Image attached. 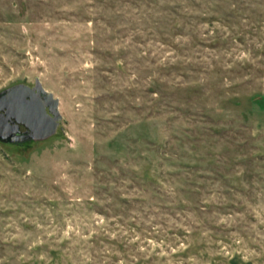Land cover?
<instances>
[{"label":"rangeland","instance_id":"obj_1","mask_svg":"<svg viewBox=\"0 0 264 264\" xmlns=\"http://www.w3.org/2000/svg\"><path fill=\"white\" fill-rule=\"evenodd\" d=\"M36 81L0 264H264V0H0V91Z\"/></svg>","mask_w":264,"mask_h":264},{"label":"water","instance_id":"obj_2","mask_svg":"<svg viewBox=\"0 0 264 264\" xmlns=\"http://www.w3.org/2000/svg\"><path fill=\"white\" fill-rule=\"evenodd\" d=\"M62 118L59 99L40 81L33 87L19 83L0 91L1 142L45 140L57 132Z\"/></svg>","mask_w":264,"mask_h":264},{"label":"flooded vegetation","instance_id":"obj_3","mask_svg":"<svg viewBox=\"0 0 264 264\" xmlns=\"http://www.w3.org/2000/svg\"><path fill=\"white\" fill-rule=\"evenodd\" d=\"M22 130H24V127H21Z\"/></svg>","mask_w":264,"mask_h":264},{"label":"trees","instance_id":"obj_4","mask_svg":"<svg viewBox=\"0 0 264 264\" xmlns=\"http://www.w3.org/2000/svg\"><path fill=\"white\" fill-rule=\"evenodd\" d=\"M34 142V141H33Z\"/></svg>","mask_w":264,"mask_h":264}]
</instances>
